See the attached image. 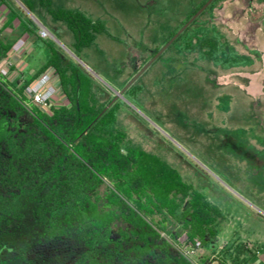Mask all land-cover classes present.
Wrapping results in <instances>:
<instances>
[{"label":"rangeland","instance_id":"1","mask_svg":"<svg viewBox=\"0 0 264 264\" xmlns=\"http://www.w3.org/2000/svg\"><path fill=\"white\" fill-rule=\"evenodd\" d=\"M46 1L54 11L82 13L103 31L78 49L72 31L53 20L40 0H12L11 8L36 27L23 36L15 21L10 31L0 29V40L33 41L30 63L36 70L45 59L34 46L47 44L60 53L68 74L71 65L81 68L93 105L115 99L114 131L124 134L123 146L157 155L220 210L216 238L202 250L226 264H264V0H212L166 48L206 0ZM7 12L0 8V28ZM42 26L48 38L40 36ZM208 38L217 41L212 55L219 59H210L208 47L203 49L201 42ZM0 78L16 92L25 93L29 84L18 80L15 88L1 72ZM55 84V106L68 105L59 79ZM108 187L106 181L100 197ZM173 229L180 244L191 240L179 226Z\"/></svg>","mask_w":264,"mask_h":264},{"label":"trees","instance_id":"2","mask_svg":"<svg viewBox=\"0 0 264 264\" xmlns=\"http://www.w3.org/2000/svg\"><path fill=\"white\" fill-rule=\"evenodd\" d=\"M40 1L72 31L78 49L104 29L80 12L54 11ZM201 45L219 59L212 55L215 39ZM9 48L0 43V58ZM62 61L52 49L34 75L54 69L67 96L68 105L49 112L0 78V264H193L173 244L179 236L173 226L203 246L213 243L220 210L157 155L125 148L124 134L114 131L116 104L93 105L85 73L71 65L68 74Z\"/></svg>","mask_w":264,"mask_h":264},{"label":"crops","instance_id":"3","mask_svg":"<svg viewBox=\"0 0 264 264\" xmlns=\"http://www.w3.org/2000/svg\"><path fill=\"white\" fill-rule=\"evenodd\" d=\"M11 1L12 0H8V2H7V0H0V8H2V7L8 8V12H7L8 17L4 20L0 29L2 31H10L12 23H14L15 21H18V25L23 29V33H22L23 36L33 34L34 33L33 27L31 26V24L29 22L25 21L15 9L11 8V6L9 4V3H11ZM15 13H16L17 17L13 21H11L10 18ZM18 18H20L23 21L24 25L20 24V20ZM3 39L4 40H0V43H3L2 41H4V43H6V45H9L10 48L6 52L5 56L1 57L2 59L0 60V69L3 67L2 65L7 59H13L14 64L10 69L3 68L0 72L7 79V81L11 82L13 87L19 86L20 83L18 82V80L19 81L20 80L26 81L27 79L34 77V75L38 72V70L45 64V62L50 57L51 50L55 49L53 47H49L48 44L44 45V46L42 45V46H40V48L38 47L40 50L37 49L36 46H34V49L32 48L34 50V52L36 50V52H38L39 56L42 57L43 59H45L42 66H40L36 70L32 66V64L30 63L31 62L30 59H32V56L30 55V51H31L30 49L34 43L33 41L29 40L28 38H22L26 42L23 53H22V55H19L17 57L12 58L13 57L12 46L20 38H3ZM204 48L205 47H203V49ZM47 70H50V68L45 69L43 72H45ZM55 76L58 77L56 75V73H55ZM35 78L36 77H34L31 81H33ZM191 260L193 262L207 261L211 264H219V261H223V260H219V258L216 257L215 254L210 255L208 252H206V251L204 252L202 250V248L199 250H196L194 252L193 256L191 257ZM246 264H253V262L252 263L246 262ZM255 264H260V262L259 263L256 262Z\"/></svg>","mask_w":264,"mask_h":264},{"label":"built area","instance_id":"4","mask_svg":"<svg viewBox=\"0 0 264 264\" xmlns=\"http://www.w3.org/2000/svg\"><path fill=\"white\" fill-rule=\"evenodd\" d=\"M40 36L42 38H48L50 36V32L45 28H40ZM26 45V42L24 39L20 38L18 39L15 44L12 46V53L13 57H17L19 55H22L24 47ZM5 61V60H4ZM14 62L13 59H7L3 63V67L0 69V71L3 68L10 69L13 66ZM56 79L58 77L55 76L54 69L47 70L43 73H41L39 76H37L33 81H31L29 84L25 86L24 89V96L29 99V102L31 104H34L41 108L42 110L49 112L51 107H58L55 106L54 102L58 97V89L55 84ZM162 236H166L165 233H162ZM179 237L177 240L173 243L180 251L181 253L189 259L191 262V257L193 256L194 252L196 250H199L202 248L203 243L200 238H194L193 240H189L188 242H185L184 244H180ZM193 264H211L207 261H201V262H193Z\"/></svg>","mask_w":264,"mask_h":264},{"label":"water","instance_id":"5","mask_svg":"<svg viewBox=\"0 0 264 264\" xmlns=\"http://www.w3.org/2000/svg\"><path fill=\"white\" fill-rule=\"evenodd\" d=\"M211 1L212 0H208L187 22H186V24L171 38V40L166 44V46H165V48L167 47V46H169L177 37H178V35L179 34H181L182 32H183V30L194 20V18H196L210 3H211ZM31 15H32V13H31ZM32 18L35 20V18H34V16H32ZM36 21V20H35ZM164 48V49H165ZM163 49V50H164ZM163 50H160V51H158L156 54H155V56L150 60V62L145 66V67H143L133 78H132V80L129 82V84H128V86L131 84V83H133L145 70H146V68L154 61V60H156L160 55H161V53L163 52ZM115 101V99L114 100H112L108 105H107V107L105 108V109H107V108H109L111 105H112V103ZM188 206H189V204L188 203H186L185 204V206H184V210H187V208H188Z\"/></svg>","mask_w":264,"mask_h":264},{"label":"flooded vegetation","instance_id":"6","mask_svg":"<svg viewBox=\"0 0 264 264\" xmlns=\"http://www.w3.org/2000/svg\"><path fill=\"white\" fill-rule=\"evenodd\" d=\"M141 69H142V68H141ZM141 69H140V70H141ZM140 70H139V71H140ZM139 71H137V72L135 73V75H136ZM144 72H145V71H144ZM144 72H143V73H144ZM143 73H142V74H143ZM142 74H141V75H140L135 81H137V80L142 76ZM135 75H134V76H135ZM134 76H133V77H134ZM133 77H132V78H133ZM132 78H131V80H132ZM131 80H129V81L124 85V87L126 86V88L123 89L122 93L127 92V91L129 90V88L135 83V81H134V82L131 83L129 86H127L128 83H129ZM111 101H112V100H111Z\"/></svg>","mask_w":264,"mask_h":264}]
</instances>
